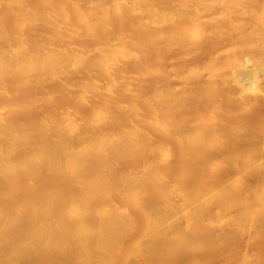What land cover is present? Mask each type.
Wrapping results in <instances>:
<instances>
[{"label": "bare ground", "instance_id": "6f19581e", "mask_svg": "<svg viewBox=\"0 0 264 264\" xmlns=\"http://www.w3.org/2000/svg\"><path fill=\"white\" fill-rule=\"evenodd\" d=\"M0 264H264V0H0Z\"/></svg>", "mask_w": 264, "mask_h": 264}, {"label": "rangeland", "instance_id": "374dc122", "mask_svg": "<svg viewBox=\"0 0 264 264\" xmlns=\"http://www.w3.org/2000/svg\"><path fill=\"white\" fill-rule=\"evenodd\" d=\"M253 253H255V252H253ZM253 253H252V255H253Z\"/></svg>", "mask_w": 264, "mask_h": 264}]
</instances>
